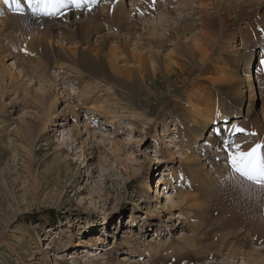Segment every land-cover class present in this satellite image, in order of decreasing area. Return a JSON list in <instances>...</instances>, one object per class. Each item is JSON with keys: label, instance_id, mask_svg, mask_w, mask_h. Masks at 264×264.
<instances>
[{"label": "rangeland", "instance_id": "374dc122", "mask_svg": "<svg viewBox=\"0 0 264 264\" xmlns=\"http://www.w3.org/2000/svg\"><path fill=\"white\" fill-rule=\"evenodd\" d=\"M117 1L168 39L175 38L176 24L217 11L211 0H156L154 6L152 0ZM240 1L247 2L243 13L232 10L227 20L219 14L222 24L216 13L211 18L214 28L208 29L219 35L211 42L215 53L228 43L240 47L249 30L254 40L264 34V20L255 18L259 13L264 19V0ZM97 7L107 5L100 0ZM162 18L164 27L156 28ZM260 52L264 40L254 61ZM22 54L2 50L0 56V264H249V254L264 264V187L233 173L223 150L215 158L222 171L216 176L219 195H204L179 153L192 94L228 114L241 107L230 84L212 82L221 76L212 62L185 69L172 63L170 76L161 66L146 74L144 88L119 73L62 66L51 71L63 93L56 91L58 104L48 116V104L38 96L44 86L23 76L21 67L15 70ZM126 63L132 64L129 59L120 65ZM242 92L248 97L246 88ZM247 104L240 118L247 133L232 139L244 151L264 141V98L254 105L258 115L247 116ZM156 177H170L162 195ZM181 195L188 196L179 203Z\"/></svg>", "mask_w": 264, "mask_h": 264}, {"label": "bare ground", "instance_id": "6f19581e", "mask_svg": "<svg viewBox=\"0 0 264 264\" xmlns=\"http://www.w3.org/2000/svg\"><path fill=\"white\" fill-rule=\"evenodd\" d=\"M211 1L214 2L217 11L211 13L210 17L207 18L203 15L204 12L206 13L205 9L204 12L201 11L200 13H196L195 10L197 16L194 14L190 17L197 21L188 19L184 21L186 25L184 22L176 24L172 28L175 38L168 39L155 30L152 31V26L150 31L148 23L144 22L143 24L135 20L134 16L128 12L127 7L117 0L115 3L112 0L105 3L107 5L105 10L98 9L97 5L92 7L91 11H88L87 7L76 9L70 5L67 9L62 10L63 15L41 16L39 18L32 16L28 11L22 17L14 15L0 0V10L3 13L0 15V56L2 50H12L14 56L17 53H23L20 59L17 58L19 66L15 68L16 63H14L13 68L18 70L21 67L20 73H23V76L29 77L31 80H39V83L44 86L45 91L38 96L48 104V116L54 110L59 98L56 91L59 94L63 93L60 89L57 90L59 83L54 79L55 77H52L51 71L58 73L63 69L62 66H68L75 71L80 69L93 73L107 71L114 72L116 76L119 73L121 74L120 77L144 88L147 84L146 74L152 70L157 72L161 66L165 67L166 75L170 76V71H172L170 69L175 68L172 63H176L178 67L185 69L188 64L198 68L202 61L212 62L214 64L213 69L219 73L218 75H221L219 79L212 80V82L214 84L216 82L230 84L234 95L238 94L237 98L241 107H237L228 114L220 106L209 107L207 103L203 104L200 95L192 94L188 101V105L192 107L191 111L182 121V128L186 130L188 135L181 144L179 153L186 165L194 172V182L202 193L208 196H218L219 186L216 176L218 173L222 175V171L216 168L215 164L218 160L215 161V158H220L224 150L223 144L220 143L225 138L232 140L237 138L239 134L247 133V129L240 119L244 116V109L242 108L244 100L248 101L247 116L260 113L254 108V105L258 102V98L262 100L264 98V52H260L255 61L254 53L257 45L261 40H264V34L254 40L249 37L251 33L249 30L248 35L247 32L243 34L240 47H238V43L236 45H229L228 43L225 46L217 47L215 53L211 47V42L218 39L219 35L208 29L211 26L214 28V22L211 21L213 14L216 13L215 15L219 17L222 24V17L219 14H222L223 20H227V16L232 10L243 13L247 2L240 0ZM255 18L258 19V22L264 20L259 13L255 14ZM164 20L162 18L155 25L156 28L164 27ZM196 25L201 27L197 33L195 32L197 30ZM230 46L237 49L231 51ZM25 48L27 52L22 50ZM118 48L121 49L122 54L116 52ZM129 59L131 65L127 63L124 66L120 65V62H127ZM23 60L27 63L25 61L24 63ZM181 61L186 64L183 65ZM2 63L6 65L3 60ZM6 67L9 68L7 65ZM201 70L204 72V66H201ZM9 74H11L9 76H12V80L14 77L16 79V73L10 69ZM235 85L238 86V89L233 87ZM244 88L249 93L248 97L246 94L245 96L242 95ZM29 89L24 88V92L25 95L31 96ZM227 93L231 95L232 91ZM99 107L103 109V105H99ZM262 110V120L264 121V107ZM49 120L47 119L46 124ZM233 125L245 129V132H228L227 129ZM217 128L221 129L222 135L216 134L215 129ZM236 141L240 142L241 140ZM114 147L116 152L123 148L122 145L118 146V142L115 143ZM211 174L216 175L212 177ZM156 179H158L156 192L158 195H162L161 187L167 183L166 181H170V177L163 179L156 177ZM149 187L152 190V186ZM187 196H179L178 200L180 201L178 202H185ZM141 201L145 202V199ZM253 225L259 228L262 226L254 223V221ZM97 238L101 239V237ZM113 246V244H108L106 247L107 249H115ZM95 252L89 250L90 255L95 254L96 256L97 253ZM72 253H68L69 259L75 256ZM252 256V254L248 255V263L259 264V260ZM42 260H46L44 256Z\"/></svg>", "mask_w": 264, "mask_h": 264}, {"label": "snow or ice", "instance_id": "6c2138e0", "mask_svg": "<svg viewBox=\"0 0 264 264\" xmlns=\"http://www.w3.org/2000/svg\"><path fill=\"white\" fill-rule=\"evenodd\" d=\"M108 3L109 0H104ZM113 3L116 0H112ZM2 3L17 16H24L26 11L34 17L63 15L62 10L70 5L76 9L87 7L88 11L100 3V0H2ZM156 0H152L154 6ZM0 10V15H2ZM27 52V49H22ZM217 135H222L221 129H215ZM228 132H245V129L233 125L227 129ZM256 135V133H251ZM223 149L227 152V163L233 173L238 177L251 183L264 187V141L254 144L247 151L243 150V145L232 140L223 141Z\"/></svg>", "mask_w": 264, "mask_h": 264}]
</instances>
